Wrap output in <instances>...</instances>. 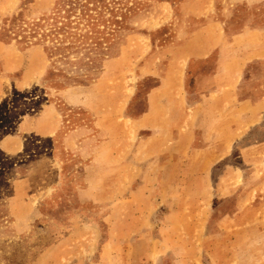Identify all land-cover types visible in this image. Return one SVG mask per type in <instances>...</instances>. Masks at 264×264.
<instances>
[{
    "label": "rangeland",
    "instance_id": "rangeland-1",
    "mask_svg": "<svg viewBox=\"0 0 264 264\" xmlns=\"http://www.w3.org/2000/svg\"><path fill=\"white\" fill-rule=\"evenodd\" d=\"M0 264H264V0H0Z\"/></svg>",
    "mask_w": 264,
    "mask_h": 264
}]
</instances>
